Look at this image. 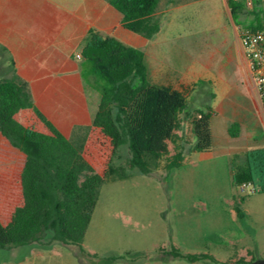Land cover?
I'll return each mask as SVG.
<instances>
[{"label":"trees","instance_id":"1","mask_svg":"<svg viewBox=\"0 0 264 264\" xmlns=\"http://www.w3.org/2000/svg\"><path fill=\"white\" fill-rule=\"evenodd\" d=\"M106 1L121 13L126 29L147 39L160 31V0ZM228 4L233 15L245 13L247 8L232 1ZM79 72L86 90L99 95L93 123L111 139L112 151L102 182L94 179L91 170H63L68 140L36 107L29 81L15 68L10 75L0 77V132L12 150L24 155L23 204L16 207L8 222L0 219V248L51 250L68 245L75 253H88L83 242L103 184L145 175L158 179L168 195L172 173L186 158L177 131L188 108L187 95L172 85L149 80L143 49L91 29L83 43ZM28 109H33L48 132L17 118ZM191 125L194 150L210 151L211 115L197 110L191 115ZM238 129L239 123H232L231 135L236 136ZM231 175L235 187L251 183L254 192L264 193V144L250 148L242 165L232 163ZM170 252L193 261L208 258L183 254L176 248ZM123 256L110 253L101 260L111 264ZM253 260L241 257L237 262L249 264Z\"/></svg>","mask_w":264,"mask_h":264},{"label":"rangeland","instance_id":"2","mask_svg":"<svg viewBox=\"0 0 264 264\" xmlns=\"http://www.w3.org/2000/svg\"><path fill=\"white\" fill-rule=\"evenodd\" d=\"M252 8L247 6L238 16L230 14L225 0H160L157 14L161 29L143 50L155 45L156 57H146L149 68L167 61L178 71L191 65L206 69L189 93V102L200 108L205 109V105L198 97L208 102L211 94L217 93L219 80L232 84L236 91L233 97H239L240 103L235 120L244 122L243 132L264 144V119L249 99L235 31L239 18L242 26L264 28V8L255 13ZM88 91L92 100L98 95ZM183 133V141L178 142L185 143L188 151L195 138L188 125ZM170 147L174 150V143L170 142ZM153 179L162 195L151 186H134L131 181L103 184L83 244L92 227H97L95 238L100 247L118 243L124 249L117 253L123 254V259L114 264H242L236 256L247 253L253 261L264 259V193L254 192L253 186L245 190L235 187L225 157L208 161L186 155L172 173L168 195L158 179ZM104 203L107 215L97 226V211ZM158 223L166 226L165 239L158 236ZM61 248L76 259L72 264H102L101 257L106 255L88 249V253H75L64 245ZM173 248L179 252L206 251L216 258L158 259L165 252L172 255Z\"/></svg>","mask_w":264,"mask_h":264},{"label":"crops","instance_id":"3","mask_svg":"<svg viewBox=\"0 0 264 264\" xmlns=\"http://www.w3.org/2000/svg\"><path fill=\"white\" fill-rule=\"evenodd\" d=\"M225 2L230 14L233 15L228 2L226 0ZM263 4L262 0L257 8L254 5L252 10L261 12L259 9L264 8ZM239 20L235 24V31L246 83L251 94L249 99L257 115L264 119L262 108L253 89L245 51L240 43L239 27L243 24L242 19L239 18ZM91 29L104 35L115 36L141 49L147 47L153 39H147L126 29L122 25L121 13L106 0H0V77L10 75L15 68L21 77L29 81L36 107L68 140L62 164L63 170L66 172L91 170L94 179L102 182L112 144L106 131L93 123V114L98 108L99 97L95 95L93 100L89 97L90 91H87L84 86L79 72L80 58L77 56L82 53L83 43ZM154 47L155 45L149 51H144L145 57L148 54L156 57L157 52ZM204 72L206 69L193 65L178 71L170 62L163 61L148 67V78L153 83L172 85L186 93L188 108L182 114L183 121L177 131L182 141L184 125H188L190 133L193 134L191 115L195 111L203 110L211 115L213 148L205 152L194 150L195 140L192 137L188 151L185 143L181 142L185 154L208 161L225 157L231 170L232 163L236 166L242 165L246 152L262 144L260 140L243 132L241 126L245 124L244 122L235 120L240 103L239 97H233L236 91L232 84L219 80L218 91L211 94L212 97L208 98V102L198 97V100L205 105V109L196 106V103L189 102L190 90L194 89L199 79H202ZM198 100L195 99V101ZM17 118L29 127L48 132L47 127L37 118L33 109L18 113ZM234 122L239 123L236 136L230 133L231 124ZM235 158L236 161H234ZM23 160L24 155L12 150L0 132V219L5 223L10 220L16 207L23 204L21 178ZM127 181H131L130 184L134 186H151L156 189L157 195H162L158 182L145 175H135L107 184ZM161 209L158 210L159 214L162 212ZM105 215L107 213L104 203V206L97 211V226ZM157 227L160 232L158 236L165 239L166 226L164 223H158ZM96 228L92 227L93 233L91 230L88 241L84 244L86 249L106 254L124 250L118 243L100 247L95 238ZM63 248L61 246L51 250L35 247L0 248V264L75 263L76 259L65 253ZM141 250L145 251V248L142 246ZM181 253L216 258L214 254L206 251ZM250 255L241 254L236 256L235 260L241 257L249 260ZM162 258L170 261L184 257L167 255L165 252L158 259ZM122 259L118 258L111 264ZM206 259L208 258L199 260ZM102 264L107 263L102 261Z\"/></svg>","mask_w":264,"mask_h":264},{"label":"built area","instance_id":"4","mask_svg":"<svg viewBox=\"0 0 264 264\" xmlns=\"http://www.w3.org/2000/svg\"><path fill=\"white\" fill-rule=\"evenodd\" d=\"M238 5L254 7L256 1L262 0H226ZM240 43L244 48L247 63L251 72L253 89L264 113V29L259 27L240 26ZM81 58V54L77 55ZM251 183H243L241 189L245 190Z\"/></svg>","mask_w":264,"mask_h":264},{"label":"water","instance_id":"5","mask_svg":"<svg viewBox=\"0 0 264 264\" xmlns=\"http://www.w3.org/2000/svg\"><path fill=\"white\" fill-rule=\"evenodd\" d=\"M249 264H264V259H259V260H256V261H252Z\"/></svg>","mask_w":264,"mask_h":264}]
</instances>
